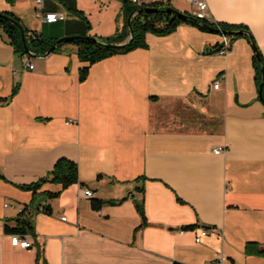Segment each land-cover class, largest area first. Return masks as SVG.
Instances as JSON below:
<instances>
[{
	"label": "crops",
	"instance_id": "0c3cea01",
	"mask_svg": "<svg viewBox=\"0 0 264 264\" xmlns=\"http://www.w3.org/2000/svg\"><path fill=\"white\" fill-rule=\"evenodd\" d=\"M164 1L197 10L188 0ZM204 1L205 18L248 30L264 59V0ZM73 7L101 41L128 37L122 0H43L44 12L66 14L51 23L35 0H0L1 12L45 39L77 31ZM222 37L190 22L163 35L148 31L145 48L93 63L80 81L74 45L32 60L0 31V264H204L220 253L223 264H264L244 252L246 242L264 243V106L254 50L244 33L219 55ZM217 146L223 151L214 153ZM61 157L77 163L79 183L39 200L50 213L34 210L32 193L16 185ZM93 199L115 202L95 209ZM141 200L147 224L139 227ZM24 207L33 225L27 248L11 244L14 233L4 228Z\"/></svg>",
	"mask_w": 264,
	"mask_h": 264
},
{
	"label": "trees",
	"instance_id": "16d2710c",
	"mask_svg": "<svg viewBox=\"0 0 264 264\" xmlns=\"http://www.w3.org/2000/svg\"><path fill=\"white\" fill-rule=\"evenodd\" d=\"M122 3L126 17L128 18L130 14H133L130 20L133 37L130 42L122 47H118L116 44L122 42L126 36L116 34L115 36L107 38L105 41H101L97 36L89 33L90 25L84 13L75 7L69 8L70 12L79 18V24L77 26V31L65 36L78 37H73L59 42L53 51L64 44H72L76 47V55L79 61L83 63L78 71V78L80 81L86 78L89 67L93 63L115 54L127 53L136 48H145L146 32L151 31L160 35L167 34L173 31L177 25L184 22H190L191 24H195L204 30L220 31L223 35L229 36L231 39L236 35L232 36L224 33L231 30H242L247 32L245 35L250 42L254 43L248 30L243 29L240 26L238 27L226 23L214 22L208 20L207 18H197L191 13L176 9L168 1H142V3L136 5L132 4L129 0H122ZM0 31L5 35V38L13 47V50L21 55H25L23 51L22 37L25 39L28 49L36 56L43 55L44 52L55 42V40L58 39H45L37 33L34 35V38L31 37L28 35V32L30 31L25 29L19 18L11 12L0 11ZM31 32L35 33V31ZM253 62L256 66L255 68L257 69V85H259L261 80L260 71L261 68H264V59L259 50L258 56H256L254 53ZM16 91L17 86L12 89L10 97H12ZM262 96L264 99V81L262 85ZM261 103L264 106V102ZM45 183L59 184L60 188L56 191L41 189ZM73 183H79L77 163L71 159L61 157L54 162L52 168L48 170L43 176L39 177L33 182L18 184L16 186L22 190H27L32 193L33 198L31 201V206L34 210H38L40 207V199L47 200L55 198L63 189ZM122 199L118 200L117 202L121 201ZM104 202L114 203L115 201L93 199L91 203L93 208L98 209ZM135 205L141 218L139 227H142L147 224L144 215L143 201H136ZM40 209L44 213H50L49 205H42ZM13 221L14 224L12 226L8 224L4 225V228L7 232L14 234H33L32 221L27 214L26 207L20 210L17 217L14 218ZM193 227L194 225H187L184 226L183 229H189ZM244 252L246 254L256 255L264 258V243L260 244L251 241L246 242L244 246Z\"/></svg>",
	"mask_w": 264,
	"mask_h": 264
},
{
	"label": "built area",
	"instance_id": "2783aa9c",
	"mask_svg": "<svg viewBox=\"0 0 264 264\" xmlns=\"http://www.w3.org/2000/svg\"><path fill=\"white\" fill-rule=\"evenodd\" d=\"M132 4L139 5L142 3L143 0H129ZM191 3H193L197 10L194 12V16L197 18H205V9L207 8L206 2L204 0H188ZM37 11L39 12V15L42 20L45 22L51 23L55 22L58 20H63L66 17V14L64 12H44L42 10V4L43 0H35ZM209 20V19H208ZM211 21V20H210ZM36 34L33 32H28V35L31 37H35L34 35ZM231 48V38L229 36L223 35L222 41L220 43V47L216 50V53L219 55H225L230 51ZM26 66L28 69L33 68V64L30 61H26ZM219 80H215L212 84L213 88L218 87ZM223 151L222 146H217L213 148L214 153H220ZM83 193L86 197H91L92 196V191L88 188L83 189ZM62 220H65V217H61ZM208 233V230L203 228L201 229L200 233L195 236V241L198 242L200 240V237L203 235H206ZM32 237L29 233L26 234H12L11 236V244L15 246H19L21 248H27L30 245ZM226 259V256H224L222 253L217 254L214 258L211 260L205 262L204 264H223L224 260Z\"/></svg>",
	"mask_w": 264,
	"mask_h": 264
},
{
	"label": "water",
	"instance_id": "95a60500",
	"mask_svg": "<svg viewBox=\"0 0 264 264\" xmlns=\"http://www.w3.org/2000/svg\"><path fill=\"white\" fill-rule=\"evenodd\" d=\"M132 15H133V14H130V15L128 16V18H127V26H128V30H129V35H128V37H127L125 40H123L122 42L116 44V46H118V47H122V46L126 45L128 42L131 41V39H132V37H133V31H132V28H131V25H130V20H131ZM242 33H247V32L242 31V30H238V29H237V30L227 31V32H225L224 34L235 36V35H239V34H242ZM73 37H78V36H63V37L58 38V39L55 40V42H54V43H53V44H52V45H51V46H50V47L44 52L43 55H48L49 53H51V52L55 49L56 45H57L59 42H61V41H65V40H68V39L73 38ZM22 41H23V51H24V53H25L26 55H28V56H36L34 53H32V52L28 49V47H27V45H26V43H25V39H24L23 37H22ZM251 44H252V48H253V50H254L255 55L258 56V48L256 47V45H255L253 42H251ZM260 73H261V80H260V83H259V85H258V97H259V99H260L261 102H264V99H263V96H262V85H263V81H264V68H261Z\"/></svg>",
	"mask_w": 264,
	"mask_h": 264
},
{
	"label": "rangeland",
	"instance_id": "374dc122",
	"mask_svg": "<svg viewBox=\"0 0 264 264\" xmlns=\"http://www.w3.org/2000/svg\"><path fill=\"white\" fill-rule=\"evenodd\" d=\"M28 57L31 58L32 60H35V58H36V56H28ZM179 108L181 109V107L179 106V104L174 103L173 109L171 110V113H174V115L175 114H179L180 113V109Z\"/></svg>",
	"mask_w": 264,
	"mask_h": 264
}]
</instances>
